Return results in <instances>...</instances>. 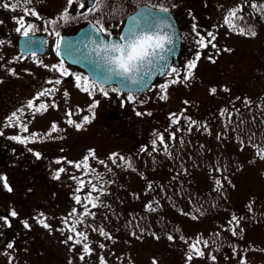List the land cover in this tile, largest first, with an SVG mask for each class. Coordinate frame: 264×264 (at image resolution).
<instances>
[{
    "label": "rangeland",
    "instance_id": "rangeland-1",
    "mask_svg": "<svg viewBox=\"0 0 264 264\" xmlns=\"http://www.w3.org/2000/svg\"><path fill=\"white\" fill-rule=\"evenodd\" d=\"M147 1L151 6L167 8L170 11L178 10L181 15H187L189 8L187 2H183L184 6L177 9L175 7L177 0ZM142 2L145 0H132V9ZM253 2L264 5V0H247V2L246 0H196L197 5L194 8L200 12L199 14L209 17L211 32L216 37L211 43L209 66L202 65L203 59L196 62L201 65L197 67L195 86L180 82L168 83L165 93L160 85H153L145 93L134 95L135 100L132 101L128 114L136 117V120L143 119L146 122L145 127L134 125L128 128L124 118L127 114L123 112L121 114L123 131L126 133L121 136L122 131H117L113 140L110 137L111 144L115 142L114 147L101 142L102 137L98 135L83 133L73 135L75 138L73 142L69 141V138L63 144V161L46 155L40 167L41 177L35 182L31 197L29 199L23 197L24 203L19 205L20 220L16 223L19 229L15 231L14 242H7L5 246H1L3 244L0 243V264H101V258L104 264H264V215L255 216L252 211L248 216L252 218L253 214L257 222L255 225H249L250 229L245 233L248 237L246 242H227L229 246H226L225 242H208L207 247L201 243L199 247L204 253L202 256L190 249V244L194 240H170L165 237L154 239L146 234L141 237L140 242L135 240L128 242L114 236L102 235L96 229L94 231L96 226H87V221L77 225L78 232L84 229L88 237L87 241L75 244V239L78 237L68 231V227L64 224V219L69 217L73 208L77 212L69 219V225L72 220L79 219L80 213L84 211L82 204H77L75 198L80 196L84 202L83 198L89 189L87 181L90 174L85 175V169H77L74 164L83 161L90 151L95 153V157L89 156L88 162H92L98 155H107L113 149L124 156L131 147L135 149L139 144L142 145V149H146L142 153L152 154L164 151V142H160L159 135L162 134L164 140L168 139L172 142L176 141L183 131H189L192 134L191 142H203L202 155L213 154L218 164L222 162L217 156H222L224 148L221 140L213 134L215 123L220 122L222 125L221 117L226 116L229 111L233 116H239L264 103V9L260 11L253 9L251 7ZM241 6L243 10L238 12V15L243 19L234 20L237 27L233 30L224 23V20L230 10ZM240 28L244 29L243 34L240 33ZM256 28L257 30H254ZM252 32L255 35H252ZM212 44H215V47H212ZM212 89L216 91L213 93ZM162 95H166V99H162ZM173 114L178 117V123L172 122ZM228 120L231 125H236L239 121L237 118H230L226 120L227 123ZM218 127L220 128L216 124V131ZM173 134L175 138L171 139ZM152 141L156 142L155 146ZM142 153H137L135 156L146 159ZM206 159L211 158L206 157ZM115 160L116 163L112 162L108 167L111 171L116 169L119 174L125 173L128 181L137 179L131 169L132 166H128L129 163L136 164V158L133 162L125 157L128 163L117 158ZM121 163L124 166H117ZM256 164L255 168L248 167L237 179L235 177L239 189L247 188L249 183L254 184L257 191L264 189V166H262L264 161L256 160ZM97 167L91 166L93 169ZM60 168H64L65 171L57 178L56 173ZM155 173L158 177L162 175L158 172L151 175L155 177ZM73 177L84 179L85 188L78 192L79 185ZM185 178H194L201 184L212 180L206 168ZM218 181L222 183L223 179ZM240 199L242 197L238 201ZM126 202L129 203L127 200ZM88 208L92 210L93 207L88 204ZM107 210L110 211L111 208L107 207ZM215 211L218 212L219 209ZM215 214L201 217L198 227L214 229L221 226L220 216L210 219ZM41 220L48 227L41 224ZM128 222L129 217L126 214L117 219L122 232H129L131 229V224ZM115 225L110 227H116ZM111 233L113 234L112 231ZM70 235L73 236V240H68ZM83 243H88L90 253L84 252ZM9 244L12 247H9ZM213 244L220 247L212 248ZM189 255L192 257L191 260L188 259ZM81 256L84 258L81 259Z\"/></svg>",
    "mask_w": 264,
    "mask_h": 264
},
{
    "label": "flooded vegetation",
    "instance_id": "flooded-vegetation-1",
    "mask_svg": "<svg viewBox=\"0 0 264 264\" xmlns=\"http://www.w3.org/2000/svg\"><path fill=\"white\" fill-rule=\"evenodd\" d=\"M131 1L103 0L99 11L87 12L92 6L91 0H74L70 8H68V0H31L30 4L23 6L34 10L37 16L25 15L24 19L26 26L30 23L35 25V28L29 31L28 36H24L23 29L21 32L16 31L19 27L17 21L24 15L23 6L13 8L12 5L17 4V0H0V41H3L0 43V242L3 244L1 246H5L7 242H14L15 231L19 229L16 225L20 220L19 205L24 203L23 197L26 199L31 197L32 188L41 177L40 167L46 155L63 161V144L69 138V141L73 142L75 140L73 135L83 133H93V136L102 137L101 142L111 144L117 131H122L121 136L126 133L123 131L121 116L123 112L127 114L124 118L128 128L134 125L146 126L143 119L136 120V117L128 114L132 103L127 100L128 91L113 92L111 89L117 88V85L111 83L105 86L108 91L107 96L98 91L94 95H89L76 87L74 76L61 77L60 73L52 68L63 58L64 66L70 73L89 76L84 68L63 56L68 38L84 28H88V33H92V25L96 24L97 20L112 32L113 38L119 37L127 16L135 9H132ZM145 2L150 4L147 0ZM145 2L137 6L146 4ZM183 2H187L189 7L187 15H181L178 10L171 11L181 40L177 56L171 59L170 64L180 71L176 84L180 82L195 86L197 67L198 65L200 67V63L191 70V76L187 79H184V76L188 63L196 60L197 54L200 55V59L196 62L203 59L202 65L209 66L211 44L200 48L198 41L200 36L205 37V43L211 39L207 35L211 32V22L208 20L209 17L199 14L200 12L194 8L197 5L196 0H177L175 7L179 9L180 6H184ZM80 3H84L85 7L79 8ZM5 4L8 5L7 8L4 7ZM65 8H68L69 16L66 21L60 19ZM53 20L57 21L55 25L49 23ZM53 30L58 31L63 38L60 56L54 50L57 37L53 34ZM11 70H14V74ZM202 73L205 75L204 72ZM58 78L62 80V83L56 86L59 90L51 97H41V100L49 104L48 109L36 113L33 117L32 110L26 107L27 102L43 89L51 88L52 85L47 83L49 80ZM89 79L92 78L89 76ZM173 79L177 77L157 75L151 86L168 84ZM65 91L68 93L67 96L64 94ZM146 91L132 92V94L141 95ZM53 102L55 107L51 106ZM94 102H98L95 108H90ZM39 103L40 100H37L36 104ZM21 108L24 109L21 122H9L7 118ZM70 111L71 116L68 115ZM84 116H88L90 122L84 123ZM69 119L82 123L83 126L77 129L74 124L67 123ZM24 123L27 124V131L22 129L21 125ZM53 123L58 128L55 132H51ZM12 137L20 139H12ZM21 140L24 142H20ZM114 144L115 142L111 145L114 147ZM114 153L116 152L113 149L107 155H98L88 164L111 166L112 160L109 157ZM128 153L133 155L142 153V145H136L135 149L131 147ZM99 161L105 163L100 164ZM13 212L16 213L15 216L12 215Z\"/></svg>",
    "mask_w": 264,
    "mask_h": 264
},
{
    "label": "trees",
    "instance_id": "trees-1",
    "mask_svg": "<svg viewBox=\"0 0 264 264\" xmlns=\"http://www.w3.org/2000/svg\"><path fill=\"white\" fill-rule=\"evenodd\" d=\"M230 118H237L239 121L236 125H231L229 120L226 122ZM221 121L222 125L220 122L215 123L213 132L224 148L222 156H217L222 161L220 164L213 154L202 155L203 142H191L192 134L183 131L176 141L164 140V151L142 153L146 159L133 153L127 152L124 156L116 153L117 160L126 157L134 162L136 158V164L131 165L137 178L133 181H128L126 174H119L115 168V171H111L108 168L110 166L95 168L97 171L89 173L88 180L91 179L98 189L102 187L103 191L92 192L93 197H99L95 200L96 207L90 210L95 215L84 216L83 223L87 221V226L95 225L94 229L98 232L103 229L108 236L128 242H140L141 237L146 234L154 239H169L171 236L170 240L185 241L195 240L200 236L208 242H225L226 246L230 245L227 242H246L248 237L245 233L250 229L249 225L257 222L254 217L264 215V189L257 191L251 183L247 188L239 189L236 179L248 167L255 168L256 160L264 161L257 155L259 150L264 149V103L239 116H233L229 111L226 116L221 117ZM216 124L220 126L217 131ZM117 166L124 165L121 163ZM202 168H206L212 178L209 183L201 184L194 178H185L199 173ZM154 172L162 175L158 177L155 173L154 177L151 175ZM97 174L102 177L99 181L94 178ZM218 179H223V182L217 184ZM87 186L89 189L86 194L91 187ZM240 197L241 203L238 201ZM148 204L155 210L147 208ZM107 207L111 210L108 211ZM217 208L218 212L215 211ZM250 211L255 214L251 215L252 218L248 216ZM212 213L216 214L210 219L221 217V226L214 229L199 228L200 218L210 217ZM125 214L131 224L129 232H122L117 223V219ZM233 216L239 221L238 224ZM114 224L116 227L111 228L110 225ZM232 229H235V235ZM81 231L84 232V229ZM218 247L220 245L212 246Z\"/></svg>",
    "mask_w": 264,
    "mask_h": 264
},
{
    "label": "snow or ice",
    "instance_id": "snow-or-ice-1",
    "mask_svg": "<svg viewBox=\"0 0 264 264\" xmlns=\"http://www.w3.org/2000/svg\"><path fill=\"white\" fill-rule=\"evenodd\" d=\"M30 3L31 0H22L21 5V0H17V4L12 5V7L16 8L17 6L28 5ZM73 3L74 0H68V8L72 7ZM102 4L103 0H91L92 6L87 9V12L99 11ZM4 7L7 8L8 5L5 4ZM84 7V3L79 4V8ZM251 7L253 9H256L257 11L264 9V5H257L255 2L252 3ZM68 8H65L64 13L61 14L60 19L66 21L69 18ZM242 10V6L230 10L228 15L225 17L224 23L227 24L233 30H235L237 26L234 23V20L243 19L242 16L238 15V12H241ZM158 11L160 13H167L168 9L161 7ZM23 13L24 15L20 16L17 21L19 27L16 28V31L21 32L23 29L22 34L24 36H28L29 31L33 30L35 28V25L29 23L26 26L24 16H37V13L26 6H23ZM83 14L86 15L87 13ZM127 21L128 22L119 37L113 38L112 32L108 28H105L101 21L97 20L96 24L92 25L91 28V32L95 34L94 37L91 34H86L85 39L70 43L65 48V51L68 55H75L77 56V60L87 62L88 66L91 68L90 75L93 77L92 79H89V76H85L82 74L70 73L68 69L64 66L63 58L61 59L58 65H53L52 68L58 71L61 77H66L70 75L74 76L76 81V87L79 88L81 91L88 93L89 95H94L98 91L102 95L107 96L108 91L106 90L105 86L110 85L111 83H117L119 87L112 88L111 90L113 92L128 90V101L135 100V96L132 94L133 90H138L142 87H147L148 82L151 81L153 77L158 73L162 75L166 74L168 76L175 75L177 79L170 80L169 83H177L178 78L180 76V71L176 67H172L169 62V56L171 54V48L169 46L173 44L172 33L170 31L172 25L168 23L165 17L158 16L157 13H154L147 8L140 9L137 13L130 15L127 18ZM49 23L55 25L57 21L53 20ZM97 25H99V27H97ZM239 31L241 34L244 33L243 28H240ZM53 34L57 37L56 43L54 45V50L56 51V54L60 56L63 38L60 36V33L58 31L53 30ZM197 35L199 36V33H197ZM207 35L211 38L207 41V43H205V37H199L198 43L200 48L207 47V45L211 44L212 41L216 38L211 32H209ZM252 35H255V33L252 32ZM0 43H3V41H0ZM212 47H215V44H212ZM199 59L200 55L197 54L196 60L188 63L187 72L184 76V79H187L189 76H191V70L195 68L196 61ZM45 67L47 66L45 65ZM11 71H13L14 74V70ZM47 83L51 84L52 87L43 89L42 91L38 92L33 99L27 102L26 107L29 110H32L33 117L36 113L46 111L48 109L49 104L41 100V97L53 96L59 90L56 86L60 85L62 83V80L58 78L55 80H49ZM167 86V84L160 86L165 93ZM215 91V89H212L213 93ZM64 94L65 96H67V91H65ZM161 98L166 99V95H162ZM37 100H40V103L38 105L36 104ZM96 103L98 102H94L92 105H90V108H95ZM51 106L55 107L56 105L53 102ZM23 115L24 109L21 108L18 109L16 112H13L7 118V120L9 122L16 121L17 123H20L21 117ZM68 115H72L71 111L68 113ZM137 115H140V113H137ZM83 122H90L89 117L84 116ZM172 122H179L178 117H176V114H173ZM67 123L74 124L77 129H80L83 126L82 123H76L71 119H69ZM192 123H195V121H192ZM21 126L23 131H27L26 123L22 124ZM57 130V125L53 123V125L51 126V132H55ZM51 132L48 134L50 135ZM170 138L174 139L175 135L173 134ZM12 139L19 140L20 138L12 137ZM159 140L161 143L164 142V136L162 134L159 135ZM20 142L23 143L24 141L21 140ZM152 143L153 146H155L156 142L152 141ZM143 150L146 149H142V151ZM165 150L167 151V145H165ZM116 155L117 154L114 153L109 157V159L112 160L113 163H116ZM257 155L264 159V149L259 150L257 152ZM37 156H39V153H37ZM89 156H92L94 158L95 153L90 151L89 155H86L83 161L74 164L77 169H85V175H88L89 173H95V169L91 168V166L88 164ZM120 160L125 161V158L120 157ZM57 163H60V161H57ZM69 163L72 162L69 161ZM99 163L104 164L105 162L99 161ZM125 163H128V161H125ZM128 166L131 167V164L129 163ZM64 171V168H60L56 173L57 178L59 177L60 173ZM94 178L97 181L102 179L101 175L99 174L95 175ZM73 179L77 180L78 182V192L85 188L86 183L84 179H81L79 177H73ZM219 183L220 182L217 181V184ZM87 184L91 187L90 191L83 198L84 202H82L80 196H76L75 198L76 203L82 204V207L84 209V211L80 213L79 219L72 220V223L69 225V219L76 215L77 210L75 208H73L72 212L69 214V217L64 219V224L68 227V231L74 233L75 236L78 237L77 239H75V244H81L83 241H87L88 239L87 234L85 232L77 231V225L83 224L84 216L95 215V213L90 212L88 204H91L92 207H96L95 200H98L99 197H93L92 192L103 191V188L101 187L100 189H98L97 185L93 183L91 179L87 181ZM149 187H151V185H149ZM146 207L153 211L155 210L152 209L151 204L146 205ZM12 215L15 216L16 213L13 212ZM193 218L195 219V217ZM233 220H235L237 224L239 223V221L236 220L235 216H233ZM40 223L43 224L45 227H48V225L45 224L43 220H41ZM27 226V223H25V227ZM93 230L95 231V229ZM100 233L102 235H107V233H105L103 229H100ZM232 233L233 235L236 234L235 229H232ZM169 239H172V237L169 236ZM68 240H73V236L70 235L68 237ZM201 243L205 247H207L208 245L207 240H202L200 236H197L195 240L190 244V249L196 252L198 255L202 256L204 253L200 250L199 247ZM8 246L12 247L11 244H9ZM101 247H103V245H101ZM83 250L85 253H90L91 250L89 248L88 243H83ZM80 258L83 259L84 257L81 256ZM188 259H192L191 255H189ZM213 259H215V257H213ZM101 264H104L103 258H101Z\"/></svg>",
    "mask_w": 264,
    "mask_h": 264
},
{
    "label": "water",
    "instance_id": "water-1",
    "mask_svg": "<svg viewBox=\"0 0 264 264\" xmlns=\"http://www.w3.org/2000/svg\"><path fill=\"white\" fill-rule=\"evenodd\" d=\"M145 8L150 9L154 13H157L158 16L165 17L167 19L168 23L172 25L170 31L172 33L173 44L169 46L171 48V54L169 56V62H170V60H171L172 57L176 58L177 53H178V50H179V43H180V40H181V38L179 36V33H178L177 25H176L175 20L173 18V15L171 14L170 11H168L167 13H160L158 11L160 8H154V7H151V6H148V5H140L139 7H137V9L135 11H133L131 14H129L127 16V18L130 15H133V14L137 13L140 9H145ZM127 18L125 20V23L123 25V28L121 29V32L123 31L125 25L128 22L127 21ZM121 32H120V34H121ZM86 34H91L93 37L95 35L94 33H90V32L88 33V28H84V29L80 30L76 35L68 38L67 46H68L69 43H74V42L79 41L81 39H85L86 38ZM63 56L68 61H70L72 63H75V64H78L79 66H81L82 68H84L87 71L88 75L91 78H93L90 75L91 68L88 66L87 62L77 60V56H75V55H68L66 51L63 52ZM159 75H161V74H159ZM155 76L153 77V79L151 81L148 82V86L147 87H142V88H140L138 90H133V91H144L145 89H147L150 86L151 82L154 80ZM115 84L119 87V85L117 83H115ZM124 91H128V90H124Z\"/></svg>",
    "mask_w": 264,
    "mask_h": 264
}]
</instances>
